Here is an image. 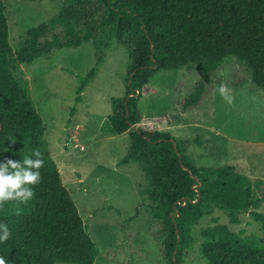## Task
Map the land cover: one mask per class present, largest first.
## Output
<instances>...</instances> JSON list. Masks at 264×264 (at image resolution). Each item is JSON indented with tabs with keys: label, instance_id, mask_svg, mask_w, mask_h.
I'll return each instance as SVG.
<instances>
[{
	"label": "trees",
	"instance_id": "trees-1",
	"mask_svg": "<svg viewBox=\"0 0 264 264\" xmlns=\"http://www.w3.org/2000/svg\"><path fill=\"white\" fill-rule=\"evenodd\" d=\"M92 4L102 8L99 18L91 12ZM58 26L64 34L47 39ZM26 33L15 51L0 0V160H22L37 149L44 161L30 201L0 204V222L11 232L0 243L7 264H94L100 254L49 151L43 119L14 74L16 64H32L54 49L89 41L99 48L119 43L130 53L126 93L113 101L109 122L112 133H129L121 163H137L151 181L148 192L156 203L153 215L161 222L165 264H184L193 226L216 208L227 212L232 224L240 223L242 212L250 213L264 234V212L258 210L262 198L246 174L232 163L197 166L187 140L156 124L180 123L184 113L201 106L215 74L232 58L264 91V0H64L56 16ZM97 65L80 78L78 102ZM183 69H196L199 78L180 101V110L147 123L141 102L151 81L160 71ZM200 233L208 264H264V237L218 222Z\"/></svg>",
	"mask_w": 264,
	"mask_h": 264
},
{
	"label": "rangeland",
	"instance_id": "rangeland-1",
	"mask_svg": "<svg viewBox=\"0 0 264 264\" xmlns=\"http://www.w3.org/2000/svg\"><path fill=\"white\" fill-rule=\"evenodd\" d=\"M3 1L15 51L26 41L27 30L56 16L64 2ZM90 10L95 18L103 12L97 4ZM52 33L64 34V27L53 28L46 38ZM96 65L98 72L78 102L79 80ZM130 65L125 46L114 43L99 48L89 41L77 48L54 49L32 64L14 68L43 119L45 139L63 183L99 247L94 264L166 262L161 222L153 215L156 203L148 192L151 181L137 163H121L130 146L129 133H112L109 122L113 101L126 93ZM198 78L196 69L160 71L141 102L147 123L180 110V101ZM221 84L232 96L231 104L221 98ZM156 124L178 140H187V152L197 166L236 164L262 198L258 210L264 212V91L251 82L245 66L234 58L226 61L201 106L184 113L180 123ZM217 222L236 232L264 237L261 224L250 213L242 212L240 223L232 224L227 212L216 208L193 226L184 264H208L200 231Z\"/></svg>",
	"mask_w": 264,
	"mask_h": 264
},
{
	"label": "clouds",
	"instance_id": "clouds-1",
	"mask_svg": "<svg viewBox=\"0 0 264 264\" xmlns=\"http://www.w3.org/2000/svg\"><path fill=\"white\" fill-rule=\"evenodd\" d=\"M221 98L228 104L232 103V96L225 85L219 87ZM44 161L41 152L32 150L30 156L22 160L6 157L0 160V204L9 201L27 203L34 196V187L40 181V168ZM10 229L6 223L0 222V243L9 239ZM0 264H7L4 257H0Z\"/></svg>",
	"mask_w": 264,
	"mask_h": 264
}]
</instances>
